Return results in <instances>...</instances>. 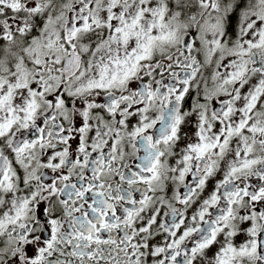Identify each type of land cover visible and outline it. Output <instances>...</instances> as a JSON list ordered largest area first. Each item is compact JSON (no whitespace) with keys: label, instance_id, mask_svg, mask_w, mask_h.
<instances>
[{"label":"snow or ice","instance_id":"1","mask_svg":"<svg viewBox=\"0 0 264 264\" xmlns=\"http://www.w3.org/2000/svg\"><path fill=\"white\" fill-rule=\"evenodd\" d=\"M0 264H264V0H0Z\"/></svg>","mask_w":264,"mask_h":264}]
</instances>
